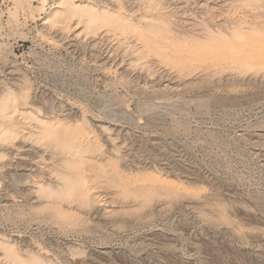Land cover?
<instances>
[{
	"label": "rangeland",
	"instance_id": "374dc122",
	"mask_svg": "<svg viewBox=\"0 0 264 264\" xmlns=\"http://www.w3.org/2000/svg\"><path fill=\"white\" fill-rule=\"evenodd\" d=\"M0 264H264V0H0Z\"/></svg>",
	"mask_w": 264,
	"mask_h": 264
},
{
	"label": "bare ground",
	"instance_id": "6f19581e",
	"mask_svg": "<svg viewBox=\"0 0 264 264\" xmlns=\"http://www.w3.org/2000/svg\"><path fill=\"white\" fill-rule=\"evenodd\" d=\"M23 159V158H22ZM37 161V160H36ZM31 162V161H30ZM35 183V182H34ZM36 186V185H35ZM86 186V185H85ZM90 191V190H89Z\"/></svg>",
	"mask_w": 264,
	"mask_h": 264
}]
</instances>
